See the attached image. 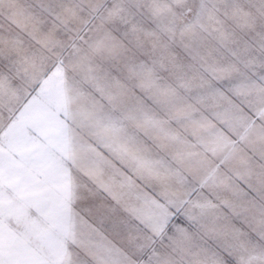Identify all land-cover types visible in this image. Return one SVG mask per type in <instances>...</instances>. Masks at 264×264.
<instances>
[{"label":"rangeland","instance_id":"1","mask_svg":"<svg viewBox=\"0 0 264 264\" xmlns=\"http://www.w3.org/2000/svg\"><path fill=\"white\" fill-rule=\"evenodd\" d=\"M0 264H264V0H0Z\"/></svg>","mask_w":264,"mask_h":264},{"label":"crops","instance_id":"2","mask_svg":"<svg viewBox=\"0 0 264 264\" xmlns=\"http://www.w3.org/2000/svg\"><path fill=\"white\" fill-rule=\"evenodd\" d=\"M6 137V136H5Z\"/></svg>","mask_w":264,"mask_h":264}]
</instances>
